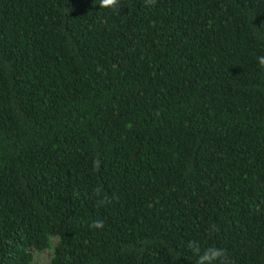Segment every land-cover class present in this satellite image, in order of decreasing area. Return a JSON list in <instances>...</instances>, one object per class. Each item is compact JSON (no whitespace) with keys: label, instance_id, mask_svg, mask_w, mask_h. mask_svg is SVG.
Returning <instances> with one entry per match:
<instances>
[{"label":"trees","instance_id":"16d2710c","mask_svg":"<svg viewBox=\"0 0 264 264\" xmlns=\"http://www.w3.org/2000/svg\"><path fill=\"white\" fill-rule=\"evenodd\" d=\"M99 2L0 0V264H264V0Z\"/></svg>","mask_w":264,"mask_h":264},{"label":"clouds","instance_id":"9594fccd","mask_svg":"<svg viewBox=\"0 0 264 264\" xmlns=\"http://www.w3.org/2000/svg\"><path fill=\"white\" fill-rule=\"evenodd\" d=\"M148 3H154V0H147ZM100 8H111L114 10H119L120 0H100ZM258 64L262 69H264V55L259 56ZM94 166L99 168V161H94ZM91 227L103 228L104 222L102 220L92 221ZM189 247L194 248L197 254L196 264H224L225 250L217 247H209L204 249L201 253L198 245L195 242L190 241Z\"/></svg>","mask_w":264,"mask_h":264},{"label":"rangeland","instance_id":"374dc122","mask_svg":"<svg viewBox=\"0 0 264 264\" xmlns=\"http://www.w3.org/2000/svg\"><path fill=\"white\" fill-rule=\"evenodd\" d=\"M32 252H33V264L46 263L52 254V250L50 248H44L41 250L32 249Z\"/></svg>","mask_w":264,"mask_h":264}]
</instances>
